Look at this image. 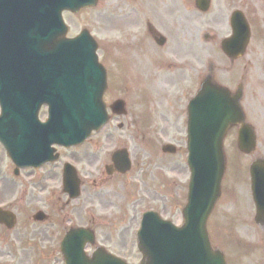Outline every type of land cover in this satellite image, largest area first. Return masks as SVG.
Wrapping results in <instances>:
<instances>
[{
	"label": "rangeland",
	"instance_id": "obj_1",
	"mask_svg": "<svg viewBox=\"0 0 264 264\" xmlns=\"http://www.w3.org/2000/svg\"><path fill=\"white\" fill-rule=\"evenodd\" d=\"M185 1L176 0V4L182 9ZM189 3L190 1H188ZM215 8L216 4L214 3L213 9ZM212 12L213 10L209 12L210 15L206 19L211 20L212 28H217L218 33L227 36L230 30L223 24V21L219 25V19L215 16L218 11ZM220 12L225 17L228 15L229 10L226 4L220 8ZM251 13L249 15L256 21L254 35L252 34L253 39L243 58L231 65L228 58L212 50V47L219 49V41L215 44L213 39L204 41L205 44H201L200 49H197L194 54L196 67H200L202 71L206 72L208 66H213L216 81L232 92H235L239 83L243 84L241 106L246 114L247 122L255 130L257 140L256 150L249 156H244L237 151L236 129L231 130L224 141L226 172L222 181L221 197L212 212V217L208 220L207 229L212 246L223 250L228 264H264V229L257 227L253 220L251 223L255 208L251 200L248 176L249 164L253 160L264 158V23L263 26L258 23L254 10H251ZM260 16L264 18V11ZM64 19L70 27L71 35L82 28H87L95 36L99 45L98 55L101 62L106 63L111 76H114L118 65L127 72L132 69V0H99L96 8L83 10L76 15L65 14ZM196 25L203 26L204 24L192 20L190 28L197 27ZM103 54L104 56H102ZM183 55H187V53H183ZM127 78L128 76H118L115 80H118V85L121 87L129 83L132 85V78ZM191 88L192 84L183 89L181 86L172 87L165 94L171 96L172 93H175L178 97L184 89L185 92H188ZM118 92L125 96L129 92L132 93V90L128 92V89L121 88ZM134 102L132 96L128 103L130 112H132ZM182 102L184 100H181L178 105ZM142 108H136L133 111L141 116L138 119H136V115L131 117L135 119L132 125L135 129L141 126V123L150 126L146 112L140 111ZM126 126L128 132L117 131L113 128H107L104 132L105 136L111 132L110 139L113 141L112 143L105 141L104 148H113L114 141H118V146H126L134 162L128 176L112 180L111 186L116 192V199L121 200L118 206L114 202L112 208L113 213L117 214L116 220L119 221L120 226L129 230L132 217V229H134L139 215L147 208H153L154 210H163L165 218L181 224V209L186 202L189 178L186 162L183 164L180 155L178 162L177 158H170L162 162L159 155L160 150L158 151L157 148L163 141L156 136H136L129 133L131 127ZM129 134L132 137H129ZM165 134L173 136L174 133L168 127ZM96 141L97 138L87 144L86 149L89 153L94 151ZM182 155L185 161V149H183ZM100 159L106 160L103 156ZM0 164L10 168L6 166L8 163L3 158L1 151ZM2 170L4 171L2 176L10 179L11 175L8 176L7 169L3 168ZM156 173L162 178H165V174L168 173L176 176L180 185L175 194L170 195L163 192L166 196L163 199L164 195L151 187L154 184L158 185L154 183ZM140 183L141 188L138 186L136 188L135 185ZM89 191L90 189L86 190L80 201L73 202V211L70 212L73 223L82 224L89 223L92 219L97 220L96 214L101 211L113 214L109 204L105 202L106 200L99 201L94 197L89 202V196H86ZM92 193L89 192V194ZM12 196L8 194V198H12ZM46 198L50 199L51 204L44 202ZM46 198L38 199L33 195L35 201L22 210V217L34 208L43 209L50 214H53V211H59L54 207L58 200ZM91 205L92 207H89ZM66 223H70L69 219L66 220ZM122 227L111 229L103 223L94 225L96 244H106L109 250L129 257L131 262L136 263L140 255L136 248L135 236L132 235V244L130 245L128 242L130 233H121ZM65 229L66 225L54 222L53 226L49 225L45 228L31 226L24 233L15 231L7 236L12 241L5 240L3 236H0V264H8L13 260H16L17 264H59V244ZM245 229L246 232H244ZM48 253L54 254L56 258L54 263L50 260L53 255Z\"/></svg>",
	"mask_w": 264,
	"mask_h": 264
},
{
	"label": "water",
	"instance_id": "obj_2",
	"mask_svg": "<svg viewBox=\"0 0 264 264\" xmlns=\"http://www.w3.org/2000/svg\"><path fill=\"white\" fill-rule=\"evenodd\" d=\"M43 2L49 3V0H43ZM95 2L96 0H56V11H54V16L56 17L57 24L62 9L67 8L72 11H77L80 7L91 6L94 5ZM239 24H241V26ZM239 24H234L233 36L228 39V42L223 46L224 52L231 58H236L243 53L244 46L248 40V33L244 21H240ZM63 34L64 32L57 35V46L63 42L61 39ZM241 41L243 42L241 43ZM59 47L60 46H58V48ZM207 90L215 92L216 97L209 100L213 96L211 95L206 99L197 101L195 108H193V113L197 116L194 117L199 118V116L207 115L210 121L208 124L215 126L216 129L219 128L216 124V121L219 120L220 126L221 124L223 125L222 129L218 137L213 138V146H209V150L207 146L204 145L190 157L192 179L189 187L188 204L183 211L186 228L179 234L170 227H159L160 225L151 224L150 221L148 222L150 234L147 235V233H142L138 244L140 251L145 258H147L145 264H178L176 261L164 262L160 260L163 258H176L178 251L181 249L178 248L176 244L178 240L185 242L186 247L189 246L187 244L193 240L200 242L198 245L200 253L197 255L198 264H225L220 254L213 253L210 250L205 230L206 219L215 201L219 197L220 182L225 170L221 145L222 138L229 126L241 124L238 134V148L245 153H250L254 149L255 138L252 129L243 124V116L238 107L239 95L232 97L223 89L217 88L214 90L208 87L203 88L202 92L205 94ZM91 104V99H86L74 104L73 118L78 121L74 126L71 138L77 141L72 143H79L86 137L102 112L99 104L95 108H92ZM1 106L3 113H16L18 109L17 104L1 103ZM206 108H208V110L204 112ZM228 110L230 111V115L226 113ZM84 111L88 112L85 113ZM84 126H86L85 133H83V130L82 132L80 131ZM206 137V135H199L195 137L192 136L191 138L190 135L189 146L193 142L198 144L202 143L200 139ZM214 147L216 148L214 149ZM120 163L123 167L122 170L125 171L128 165L124 156H122ZM250 172L252 192L257 208L256 221L258 223H264V160L254 162L250 168ZM78 232L79 231H71L66 235L65 241L62 244V251L64 253H66V242H68L69 245H73L79 237L83 236ZM91 238V234L87 233L82 245H84L87 240L91 241ZM191 243L194 244V242ZM101 255L100 252H97L93 255V258L98 259ZM191 255V253L184 251L183 261L185 264H188ZM203 259H205V261H203ZM66 262L69 264V261L66 260ZM80 262L91 264L97 261H92L90 263L89 260L81 254Z\"/></svg>",
	"mask_w": 264,
	"mask_h": 264
},
{
	"label": "flooded vegetation",
	"instance_id": "obj_3",
	"mask_svg": "<svg viewBox=\"0 0 264 264\" xmlns=\"http://www.w3.org/2000/svg\"><path fill=\"white\" fill-rule=\"evenodd\" d=\"M221 1L222 0H215L219 6V14L217 13V15H215L219 19V25L225 19V16L220 12V8L223 4H226V6L235 5L239 7L243 10L247 19H249L247 15H249L251 8H258L261 4V1L255 2L254 0ZM195 14V19L197 22L201 23L200 20L204 15L198 11H195ZM191 24L192 23L186 20L182 15L180 16L179 6L176 4V0H132V28L134 30L132 33V66H134L135 74L134 86L148 85L156 81L167 88V90L164 91L165 96L161 98L160 105L158 106L162 114L160 120L165 122V128L170 127L172 132L176 135L181 134L180 126L183 127L182 121L185 114L184 102L191 90L185 92L184 89L178 97L175 93H172L171 96H167L165 93L172 87L181 86L183 89L184 87L190 86V84L193 83L195 72L193 68H191V71L187 74L189 81L186 84L184 71L180 67L169 62L166 56L167 53L165 52H176L178 55L182 52H186L187 55H190L188 53L190 52L194 55L195 51L200 46L201 39L206 42L210 40L209 35L206 33L204 34L199 25L190 28ZM157 34H162L165 37L164 45L161 47L156 43L155 37H157ZM216 38L217 36L212 37L214 42L217 41ZM169 44L172 46L168 51H164V48ZM164 66L168 68L165 75H152V69ZM208 71L213 73V66L209 67ZM197 75L200 78V70ZM181 100H184V102L178 105ZM165 113L166 115H164ZM40 118L42 120L44 119V113L40 114ZM142 131V135H150L158 130L142 129ZM138 132H141V130H138ZM1 173L2 170L0 166V204L5 203L8 199V197H5L7 179L2 176ZM36 173L37 171L34 170L22 171V175L27 178H32ZM18 175H20V172ZM19 206L20 203L17 202L14 207L19 215H21ZM29 221L30 218L27 215L24 218V223L18 225L19 233L23 230V227H28Z\"/></svg>",
	"mask_w": 264,
	"mask_h": 264
}]
</instances>
